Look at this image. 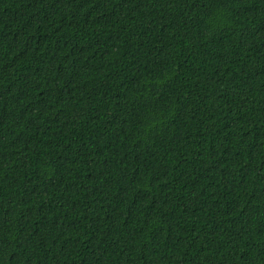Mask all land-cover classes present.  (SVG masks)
<instances>
[{
  "label": "trees",
  "instance_id": "trees-1",
  "mask_svg": "<svg viewBox=\"0 0 264 264\" xmlns=\"http://www.w3.org/2000/svg\"><path fill=\"white\" fill-rule=\"evenodd\" d=\"M0 264H264V0H0Z\"/></svg>",
  "mask_w": 264,
  "mask_h": 264
}]
</instances>
